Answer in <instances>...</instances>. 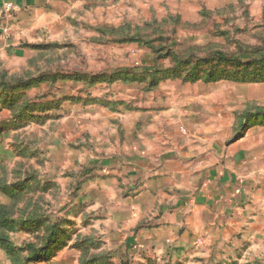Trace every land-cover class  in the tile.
Masks as SVG:
<instances>
[{
  "label": "rangeland",
  "instance_id": "obj_1",
  "mask_svg": "<svg viewBox=\"0 0 264 264\" xmlns=\"http://www.w3.org/2000/svg\"><path fill=\"white\" fill-rule=\"evenodd\" d=\"M42 9L0 51V264H263L237 248L231 215L189 206L202 176L155 165L264 152V0ZM223 178L241 208L244 179Z\"/></svg>",
  "mask_w": 264,
  "mask_h": 264
},
{
  "label": "crops",
  "instance_id": "obj_2",
  "mask_svg": "<svg viewBox=\"0 0 264 264\" xmlns=\"http://www.w3.org/2000/svg\"><path fill=\"white\" fill-rule=\"evenodd\" d=\"M1 1L2 0H0V3ZM11 1L17 5L18 11L13 15L15 16L14 18L12 16L0 20V51L10 48L9 43H11L12 39L9 38V31L11 28H14L10 27V24L18 21L25 12L32 11L33 14L35 13L33 10L44 12L42 11V8L47 6L48 3L58 4L67 0ZM46 12L44 15L45 17L53 16V13ZM178 124L179 123L176 124L174 121H171V130L177 131L176 127ZM224 137V134H222L220 139H215L213 142L211 141L213 140L211 138H206V140L208 144L215 143L214 145H222ZM156 141L160 144L159 139ZM242 159L236 161L239 162L240 167L239 165L233 166L232 164L231 169H226L223 167L225 159H222L220 163L216 161L213 163L214 160H210V162L208 160L203 161L202 158L191 160L185 157L179 158L171 154L167 160H161V163L156 161L155 166H157V176L164 175L168 178H175L178 176H184L185 173L191 171H194L195 175L202 176L204 179L203 188H201L199 193L193 195L191 200L193 202H189V206L193 205L191 207L192 209L198 208L203 213L213 210L219 214V210L221 209L223 212V218H225L226 215H231L230 217L233 222L232 227L234 230L233 239L236 240L235 243H237V248H241L245 253L244 256L249 258V260L258 259V263H261V260H263L262 263L264 264V173H252L251 171H248L247 175L245 174L246 176H240L239 174L242 173L240 169L242 164H247L249 167L253 168L259 167V169H264V152L258 153L256 156L249 153V155L243 156ZM199 161H202V164L204 165L203 167L197 165ZM228 161L231 162L232 160L226 159V162ZM196 165L200 168L198 169ZM141 170L142 169H139V171ZM224 175L230 176L231 183H236V179L239 178L244 179L246 186L243 187L242 191H244V193L241 196L245 197L247 203L244 202L241 208H239V198H237V200H232V190L224 187L225 182H228V180H224V178L222 179ZM208 179L209 181L212 179V182L209 183V185L207 182ZM177 204L176 202H173L171 203V207L177 206ZM205 224L206 226H209L208 223Z\"/></svg>",
  "mask_w": 264,
  "mask_h": 264
},
{
  "label": "built area",
  "instance_id": "obj_3",
  "mask_svg": "<svg viewBox=\"0 0 264 264\" xmlns=\"http://www.w3.org/2000/svg\"><path fill=\"white\" fill-rule=\"evenodd\" d=\"M18 11L17 5L11 0H2L0 3V20L12 17Z\"/></svg>",
  "mask_w": 264,
  "mask_h": 264
},
{
  "label": "trees",
  "instance_id": "obj_4",
  "mask_svg": "<svg viewBox=\"0 0 264 264\" xmlns=\"http://www.w3.org/2000/svg\"><path fill=\"white\" fill-rule=\"evenodd\" d=\"M264 56V55H263ZM8 243V241H7V239L5 238V237H3V236H0V244L1 245H5V244H7ZM9 245V244H8ZM5 250H6V254H8L7 256H11L12 255V252H10L9 251V249H7V248H5ZM36 254V253H35ZM35 254H34V256L32 257L35 261H37L38 260V258L40 257V255H36L35 256ZM11 261H12V264H15V262H14V259H13V257H11ZM29 261V260H28ZM17 264H20V262H17Z\"/></svg>",
  "mask_w": 264,
  "mask_h": 264
}]
</instances>
